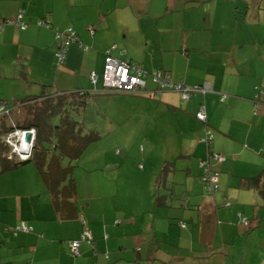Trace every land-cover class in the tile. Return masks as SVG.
Masks as SVG:
<instances>
[{
	"label": "crops",
	"instance_id": "1",
	"mask_svg": "<svg viewBox=\"0 0 264 264\" xmlns=\"http://www.w3.org/2000/svg\"><path fill=\"white\" fill-rule=\"evenodd\" d=\"M106 1L0 0V98L100 88L101 80L94 86L90 75L102 74L108 51L148 72L165 69L174 80L209 83L212 90L183 101L177 92L153 93L147 77L145 96L97 91L117 127L140 121L151 128L154 146L133 174L138 173L135 186H127L125 175L122 186L119 170L115 181L95 176L92 166L87 182L76 178L77 217L62 219L36 167L0 175V262L168 264L191 253L193 260L218 256L223 264H264V197L251 183L255 177L264 180V92L257 87L264 90V0H168L158 17L168 16L169 24L158 23L155 31L143 24L134 37L113 18L114 7L103 6ZM206 2L209 8L201 9ZM130 3L143 10L141 22L146 1ZM21 11L29 23L25 29L7 22ZM45 16L51 28L36 24ZM68 27L82 42L70 45L61 64L55 32ZM144 42L152 45L151 53L144 47L140 54ZM203 103L206 125L195 116ZM207 128L214 130L211 147ZM160 143L164 149L157 152ZM214 152L226 158L212 163L219 189L208 197L199 163ZM85 187L93 193L84 196ZM109 196L116 199L106 202ZM126 197L130 203L123 202ZM239 215L249 224L240 223ZM20 221L33 225L34 232L15 236L5 230ZM84 221L95 246L84 242L82 255L74 257L68 241L80 236Z\"/></svg>",
	"mask_w": 264,
	"mask_h": 264
},
{
	"label": "trees",
	"instance_id": "2",
	"mask_svg": "<svg viewBox=\"0 0 264 264\" xmlns=\"http://www.w3.org/2000/svg\"><path fill=\"white\" fill-rule=\"evenodd\" d=\"M16 19L14 20L16 21ZM23 19H24V11H23ZM11 20L13 21V19ZM39 21L44 22V24L39 25L38 24ZM7 22L18 24L17 22H11L10 19L7 20ZM36 24L38 26H45L48 28L52 27V22L46 16L39 18L36 21ZM28 25L29 23H27V26L25 28H27ZM19 27L21 26L19 25ZM25 28H22V29H25ZM68 28L56 30L55 44L57 48H56L55 54L59 51V45H58L59 41L57 39V32L59 31L64 32ZM92 28L94 31L95 27H92ZM73 30L76 33L77 40L72 42L71 44L75 42H79V43L82 42L80 37L77 34V31L74 28ZM67 52H66V56H67ZM66 56L63 61L59 62L58 60V62L62 64L65 61ZM122 61H126V60H122ZM126 62L137 63L142 68V77L146 81L145 82L146 84L138 92H130V91H125V90L120 91V90H114L111 88L104 87L103 82H102V77H103L104 70H105V65H104V70L102 74L97 73L98 74L97 82L101 80L100 88L95 87L93 90L91 89L90 90H81V89L76 90L75 89L73 91L62 90V89L56 88V90H45L40 94H29L20 99L13 98V101L9 99L0 98V175L7 173L9 171L18 169L21 165L24 164L22 160H20L16 156V153L13 150V148L6 141V137L18 129L34 128L36 131V137H35V143L32 149L31 156L29 157L30 158L29 162L31 161L34 162L35 167L37 168L38 172L42 176L45 186L48 192L50 193L51 201L55 207V210L57 211V213L62 219H73L77 217L78 215L77 201H76L77 182L75 178L76 165L74 162H76L81 157L85 149L92 142H95L100 138V135L97 132H95L94 130H90L92 128L86 125L87 123L86 114H87V109H88V106H87L88 100L86 99L87 96H92V94L96 93L97 91L98 92L105 91V92H111V93H127V94H133V95H144V94L148 95L150 92L146 88L147 87V77L151 79L154 85V89L152 91L153 93L173 91V92H177L180 95L181 100L188 101L190 100V98L193 96L194 93L198 92V91L193 92L190 98L185 99L182 97V93L180 91L170 89V88L163 89L159 86V84H157L153 80L154 72H157V71L163 72L171 76L169 71L165 69H155L154 71L148 72L136 61L130 60ZM105 63H106V59H105ZM174 81L183 82L188 85L203 84V83L189 84L183 80H174ZM97 82L94 83V86L97 84ZM202 105L205 106L204 103ZM17 106L23 107V110H22L23 114H20V116H13L12 115L13 109ZM1 107H3V109H1ZM197 111L195 113V116L198 119ZM207 121H208V116H207ZM207 121L203 123L206 125ZM208 130L213 132V139H214V130L212 128H207L206 137H205L206 143H207L206 138L208 137L207 134L209 132ZM211 146L212 145H209V147ZM214 153L208 154V157L201 159L200 162L202 160H208L211 170L217 171L213 168V165H212L213 161H218L214 159V156H213ZM225 158H226V155H225ZM141 166L142 164H140V167ZM168 166H169L168 164L164 165V171H166V169L169 168ZM199 166L202 169L201 178L203 181L204 168L201 166L200 163H199ZM218 182H219V176H218ZM251 183L254 186H260L261 194L264 197V180L259 177L258 178L255 177L252 179ZM203 185H204V181H203ZM204 188H205V185H204ZM205 191L207 192L206 188H205ZM215 192L213 194H215ZM213 194H210V195H213ZM239 218H240V223H243L240 215H239ZM119 222L121 221L119 220ZM83 223L85 224V227L82 233L80 234V236L77 239H71L68 241L70 253L74 257H79L82 255L81 246L84 242L91 243L93 246H95V242H94L95 239H94V234H93L92 229L86 226V221H84ZM22 224H25L26 226H28L29 230L23 229L21 227ZM86 227L91 229V233H92L91 238H83V234H84ZM5 230L17 236L20 233L34 232V226L27 223L26 221H20L16 223L15 225L5 226ZM105 237H107V235ZM73 241H80V246L78 247V250H77L78 252H75L73 250V247H72ZM1 245L2 244L0 241V248H1ZM95 254H97V251L95 252ZM106 256L108 255L106 254ZM0 259H1V255H0ZM0 264H8V263L0 262Z\"/></svg>",
	"mask_w": 264,
	"mask_h": 264
},
{
	"label": "rangeland",
	"instance_id": "3",
	"mask_svg": "<svg viewBox=\"0 0 264 264\" xmlns=\"http://www.w3.org/2000/svg\"><path fill=\"white\" fill-rule=\"evenodd\" d=\"M118 1L120 3H118ZM140 1L141 2L146 1V5L144 7L145 11L143 13L144 16L141 22L138 20V16L140 13H142L143 10L141 9L138 12L134 10V7L130 3V0H127L126 1L127 3H124V1L122 0H107L106 2H103V6L108 7L109 5H111V7H114V12L112 14L113 18L116 21H119L118 23H120V25L123 24L126 28L130 29L129 33L131 37H134L135 35L139 34L138 29H140V26L143 24H146V26L151 25L154 31H155V25L158 23L160 26L169 24L168 16L167 18H163L165 16L158 17L160 16V14H165L164 11L167 10L168 0H140ZM122 3L124 4L122 8H116L117 4L122 5ZM208 5L209 3L206 2L204 4L202 3L200 7L201 9L205 10V8H209ZM223 5L224 4H221L220 6L221 8H219L222 11L225 10ZM98 6L99 3L96 4L95 8L98 9ZM135 29L137 32L134 31ZM144 47H146L145 50L147 49L148 53H151L152 45L149 46L146 42H144L141 45L142 52H140V54H144ZM138 50L139 49H137V51ZM149 80L151 81V79ZM257 87L259 92L261 90L262 92H264L262 84H259ZM97 95L95 93L92 94V96H87L86 98L89 101L87 114H86V122H87L86 125L92 128L90 130H94L95 132H97L100 135V138L97 141L92 142L85 149L81 157L76 162H74L76 165L75 178L78 177L79 178L78 180L79 182L81 181V183L82 181L87 182L89 180L88 178L89 175L92 173L91 170L94 167L96 169L94 171L95 176H98V174H100L105 179L106 178L110 180L114 179L113 181H115L116 176L118 175L117 170H119V178L122 186H125V183L123 182V176L125 175V182L127 183V186H132L133 188L136 184L135 179L138 176V173H136L135 175L133 174L135 173L136 169L142 168L140 167V164L142 163L145 164L144 157L149 154V152L152 150L154 146V144L151 141V138L148 137L151 128L148 127L145 129L140 121H136V122L123 121L124 123L121 122L120 125L117 127L116 124L117 121H115L117 118L115 117V115L113 114L112 116H110L108 115L107 112L103 110V105L101 101L105 98L103 97L97 98ZM103 95L105 94L103 93ZM142 96H145V94ZM3 98H7L13 101L12 97L3 96ZM91 99L93 100V102ZM22 110H23L22 106L19 107L17 106L13 109L12 115L20 116V114H23ZM172 142L174 143V141ZM163 144L162 143L159 144L157 152H159L160 149H164L162 147L164 146ZM29 167L30 168L35 167L33 161L25 163L20 166V168L23 169ZM82 190L84 196L93 193L88 189V187H85ZM110 191L112 190L110 189ZM206 194L208 197L213 196L208 194L207 192ZM113 198L116 199V196L113 197L109 196L105 201L110 202ZM101 201L100 202L95 201L94 203H101ZM127 201L128 198L126 197L125 201L123 202L130 203ZM189 255L190 256L188 258L184 257L182 260L175 259L171 263L168 262V264H223L224 263V261L221 262L220 260H218V256H216L217 258H212V259L198 260L197 258H195L193 260L192 256L195 255L191 253ZM156 262L157 261H152V262L147 261L144 263L160 264ZM28 264H32V263H28Z\"/></svg>",
	"mask_w": 264,
	"mask_h": 264
},
{
	"label": "built area",
	"instance_id": "4",
	"mask_svg": "<svg viewBox=\"0 0 264 264\" xmlns=\"http://www.w3.org/2000/svg\"><path fill=\"white\" fill-rule=\"evenodd\" d=\"M11 22H17L22 28L27 26L26 21L23 19V11H21L18 15V18L15 20H10ZM39 25H43L44 22L39 21ZM90 29L93 31L92 26ZM57 39L59 45V51L56 53L59 62L63 61L66 52L70 46V44L77 40V36L72 27L68 28L64 32H57ZM88 47L85 46V49ZM108 56L106 58L105 70L102 77L103 86L106 88H111L114 90H125L130 92H138L145 86V80L142 77V68L137 63H129L126 61H122L117 57H114L108 51ZM91 79L93 83H96L98 80V74L95 72L91 73ZM153 80L159 84L161 88L165 89H174L180 91L182 93V97L187 99L190 98L193 92H203L212 90L211 85L209 83L203 84H194L188 85L183 82L174 81L170 75L163 72H154ZM3 109V107H1ZM197 117L202 122L207 121V112L204 105H201L197 111ZM209 131V130H208ZM27 132L31 133V140L27 142L25 140V135ZM208 137L206 138L208 146L213 143V132H208ZM36 131L34 128L31 129H18L13 133L9 134L6 137V141L11 145L13 150L16 153V156L20 160L27 159L31 156L32 149L35 143ZM214 159L218 161H222L225 159V154L222 153H214ZM201 166L204 168L203 181L205 188L209 194H213L218 190V176L219 173L217 171L211 170L208 160H202L200 162ZM241 220L244 224H249V220L246 216L240 215ZM182 226H185L184 223H181ZM25 230H29L28 226L22 224L21 226ZM92 233L91 229L88 227L85 228L83 238H91ZM80 246V241H73L72 247L75 252H78V247Z\"/></svg>",
	"mask_w": 264,
	"mask_h": 264
},
{
	"label": "water",
	"instance_id": "5",
	"mask_svg": "<svg viewBox=\"0 0 264 264\" xmlns=\"http://www.w3.org/2000/svg\"><path fill=\"white\" fill-rule=\"evenodd\" d=\"M31 133L30 132H27L26 133V135H25V140L27 141V142H30V140H31ZM30 158H27V159H24V160H22V162L25 164V163H28L30 160H29Z\"/></svg>",
	"mask_w": 264,
	"mask_h": 264
}]
</instances>
